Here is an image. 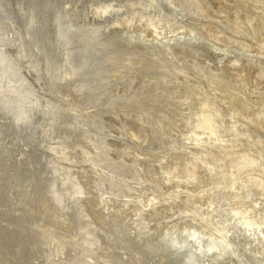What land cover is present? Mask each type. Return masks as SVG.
I'll use <instances>...</instances> for the list:
<instances>
[{
  "label": "rangeland",
  "instance_id": "obj_1",
  "mask_svg": "<svg viewBox=\"0 0 264 264\" xmlns=\"http://www.w3.org/2000/svg\"><path fill=\"white\" fill-rule=\"evenodd\" d=\"M246 1L0 0V264H264Z\"/></svg>",
  "mask_w": 264,
  "mask_h": 264
},
{
  "label": "bare ground",
  "instance_id": "obj_2",
  "mask_svg": "<svg viewBox=\"0 0 264 264\" xmlns=\"http://www.w3.org/2000/svg\"><path fill=\"white\" fill-rule=\"evenodd\" d=\"M238 1H239V0H238ZM242 1H243V0H240V5H241V2H242ZM246 2L249 3L250 1L247 0ZM243 3H244V2H243ZM252 4H253V2H252ZM256 4H257V3H256ZM243 5H244V4H243ZM258 5H259V4H258ZM258 5H256V6L258 7ZM260 5H261V4H260ZM263 5H264V4H263ZM204 6H205V5H204ZM207 6H208V5H207ZM246 6H247V5H246ZM246 6H244V7H246ZM261 6H262V5H261ZM202 7H203V5H202ZM248 7H249V6H248ZM250 7H251V6H250ZM252 7H253V6H252ZM262 8H263V7H262ZM203 9H204V8H202V10H203ZM207 9L209 10V8H206V10H207ZM245 9H246V8H245ZM259 9H260V8H259ZM263 9H264V8H263ZM263 9H262V10H263ZM260 10H261V9H260ZM254 13H255V12H254ZM260 14H261V13H260ZM263 14H264V13H263ZM256 18H257V17H256ZM233 19H234V18H233ZM237 19H238V18H237ZM239 19H240V18H239ZM257 19H259V18H257ZM253 20H254V19H253ZM238 21H239V20H238ZM240 21H241V20H240ZM259 21H260V20H259ZM236 23H237V22H236ZM262 23H263V22H262ZM233 24H234V23H233ZM245 24H246V23H245ZM234 25H236V24H234ZM252 26H253V25H252ZM207 28H208V27H207ZM207 28H206V29H207ZM248 28H249V27H248ZM254 28H255V27H254ZM257 28H258V25H257ZM209 29H210V27H209ZM212 30H214V29H212ZM258 30H259V29H258ZM208 31H209V30H208ZM259 31H260V30H259ZM204 32H205V31H204ZM214 32H215V30H214ZM207 33H208V32H207ZM253 33H254V32H253ZM257 33H258V32H257ZM213 34H214V33H213ZM218 35H219V34H218ZM211 36H212V35H211ZM219 37H220V36H219ZM221 37H222V36H221ZM221 37H220V39L222 40ZM223 37H224V36H223ZM214 38H215V37H214ZM220 39H219V40H220ZM223 39H224V38H223ZM252 44H253V43H252ZM260 44H262V43H260ZM260 44H259V45H260ZM262 46H264V45H262ZM262 46H261V47H262ZM260 68H261V67H260ZM260 68H259V71H260ZM263 70H264V69H263ZM261 71H262V68H261ZM261 71H260V73H263V72H264V71H263V72H261ZM231 72H232V71H231ZM232 73H233V72H232ZM219 74H220V73H219ZM219 74H218V75H219ZM224 74H226V73H224ZM228 75H231V74H228ZM231 76H233V75H231ZM210 78H211V77H210ZM208 79H209V78H208ZM211 79H212V78H211ZM199 80H200V79H199ZM240 81H241V80H240ZM241 82H242V81H241ZM241 82H240V83H241ZM203 83H204V82H203ZM206 83H207V81H206ZM213 83H214V82H213ZM224 83H225V82H224ZM237 83H238V82H237ZM20 84H21V83H20ZM234 84H235V83H234ZM238 84H239V83H238ZM209 85H210V84H209ZM213 85H214V84H213ZM220 85H221V84H220ZM206 86H207V85H206ZM225 86H226V85H225ZM234 86H236V85H234ZM242 86H243V85H242ZM204 87H205V85H204ZM217 87H218V86H217ZM228 87H229V86H228ZM230 87H231V86H230ZM260 88H261V87H260ZM196 89H197V88H196ZM214 89H215V88H214ZM219 89H220V88H219ZM174 90H175V89H174ZM209 90H210V89H209ZM254 90H255V89H254ZM189 91H190V90H189ZM224 91H226V90H224ZM230 91H231V90H230ZM251 91H252V90H251ZM260 91H261V90H260ZM220 92H221V91H220ZM243 92H244V90H243ZM200 93H201V92H200ZM227 93H228V92H227ZM227 93H226V94H227ZM232 93H233V92H232ZM239 93H240V92H239ZM246 93H247V92H246ZM149 94H150V93H149ZM183 94H184V93H183ZM230 94H231V93H230ZM230 94H229V95H230ZM236 94H237V93H236ZM242 94H244V93H242ZM233 95H234V94H233ZM240 95H241V93H240ZM226 96H227V95H226ZM151 97H152V96H151ZM230 97H231V96H230ZM238 97H239V95H238ZM227 98H228V97H227ZM231 98H234V97H231ZM236 98H237V97H236ZM157 100H158V99H157ZM165 100H166V99H165ZM165 100H164V101H165ZM242 100H244V99H242ZM250 100H251V99H250ZM152 101H154V100H152ZM200 101H201V100H200ZM204 101H205V100H204ZM233 101H234V100H233ZM235 101H236V100H235ZM235 101H234V103H235ZM225 102H226V100H225ZM236 102H237V101H236ZM239 102H240V100H239ZM228 103H229V102H228ZM234 103H233V104H234ZM237 103H238V102H237ZM237 103H236V104H237ZM155 104H156V103H155ZM166 104H167V103H166ZM230 104H232V103H230ZM247 104H248V103H247ZM159 105H160V104H159ZM156 106H157V105H156ZM196 106H197V105H196ZM209 106H210V105H209ZM234 106H235V105H234ZM248 106H249V104H248ZM250 106H251V104H250ZM151 107H152V106H151ZM170 107H171V106H170ZM206 109H207V108H206ZM149 110H150V109H149ZM159 110H160V109H159ZM161 110H162V109H161ZM161 110H160V111H161ZM163 110H164V109H163ZM163 110H162V111H163ZM246 110H247V109H246ZM206 111H208V109H207ZM133 112L135 113V111H133ZM248 113H249V112H248ZM250 113H251V112H250ZM136 121H137V120H136ZM184 123H185V122H184ZM190 124H191V123H190ZM178 125H179V124H178ZM186 126H187V125H186ZM78 183H79V181H78ZM184 209H185V208H184ZM180 211H181V210H180ZM194 224H195V223H194ZM201 224H202V223H201ZM203 225H205V224H203ZM198 226H199V225H198ZM201 226H202V225H201ZM190 227H191V226H190ZM193 227H194V226H193ZM193 227H192V228H193ZM199 227H200V226H199ZM199 227H198V228H199ZM205 227H206V226H205ZM194 228H195V227H194ZM200 228H201V227H200ZM201 229H202V228H201ZM201 229H200V230H201ZM203 229H204V227H203ZM207 229H208V228H207ZM190 230H192V229L190 228ZM188 231H189V230H188ZM197 231H198V230H197ZM205 231H206V230L204 229L203 232L206 233ZM180 232H181V231H180ZM184 232H185V231H184ZM190 232H191V231H190ZM198 232H199V231H198ZM200 232H201V231H200ZM207 232H208V230H207ZM89 233H90V232H89ZM178 233H179V232H178ZM186 233H187V232H186ZM192 233H193V231H192ZM195 233H196V232H195ZM204 233H203V234H204ZM208 233H209V232H208ZM90 234H91V233H90ZM182 234H183V233H182ZM184 234H185V233H184ZM198 234H199V233H198ZM84 235H85V234H84ZM87 235H88V234H87ZM189 235H191V234H189ZM201 235H202V233H201ZM90 236H92V235H90ZM184 236H185V235H184ZM187 236H188V235H187ZM197 236H198V235H197ZM205 236H206V235H205ZM211 236H212V235H211ZM194 237H195V236H194ZM202 237H203V236H202ZM212 237H213V236H212ZM212 237H211V238H212ZM184 238H187V237H184ZM208 238H209V237H208ZM188 239H189V238H188ZM197 239H199V236L197 237ZM172 240H173V239H172ZM193 240H194V239H193ZM200 240H201V239H200ZM214 240H215V239H214ZM170 241H171V240H170ZM184 241H186V240H184ZM195 241H196V240H195ZM215 241H216V240H215ZM221 241H222V240H221ZM171 242H174V241H171ZM186 242H188V241H186ZM191 242H192V241H191ZM213 242H214V241H213ZM217 242H218V241H217ZM192 243H193V242H192ZM204 243H205V242H204ZM204 243H202V245H203ZM214 243H215V242H214ZM218 243H219V242H218ZM221 243H222V242H221ZM226 243H227V242H226ZM194 244H195V242H194ZM207 244H208V242H207ZM191 245H192V244H191ZM191 245H190V246H191ZM200 245H201V244H200ZM225 245H226V244H225ZM193 246H194V245H193ZM203 246H204V245H203ZM209 246H210V245H209ZM191 247H192V246H191ZM207 248H208V247H207ZM213 248H214V247H213ZM218 248H219V247H218ZM199 249H200V248H199ZM209 249H210V248H209ZM213 250H214V249H213ZM222 250H224V249H222ZM202 251H203V250H202ZM204 251H205V250H204ZM211 251H212V249H211ZM191 252H192V251H191ZM200 252H201V251H200ZM200 252H199V253H200ZM213 252H214V251H213ZM193 253H194V252H193ZM203 253H205V252H203ZM217 253H218V252H217ZM217 253H216V254H217ZM221 253H223V252H221ZM197 254H198V253H197ZM200 255H201V254H200ZM203 255H204V254H203ZM197 256H198V255H197ZM204 256H206V255H204ZM212 256H213V255H212ZM219 256H220V254H219ZM194 257H195V255H194ZM201 257H202V255H201ZM210 257H211V256H210ZM215 257H216V256H215ZM198 258H199V257H198ZM205 259H206V258H205ZM194 260H196V259L194 258ZM73 261H75V260H73ZM192 261H193V260H192ZM199 261H200V259H199ZM201 261H203V260H201ZM112 262H113V261H112ZM59 263H60V262H59ZM86 263H88V262H86ZM91 263H92V262H91ZM215 263H216V262H215ZM195 264H196V263H195Z\"/></svg>",
  "mask_w": 264,
  "mask_h": 264
}]
</instances>
